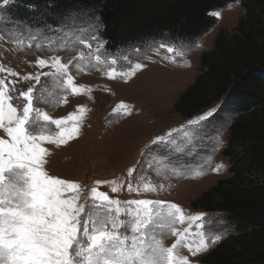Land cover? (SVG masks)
I'll use <instances>...</instances> for the list:
<instances>
[{
    "label": "rangeland",
    "instance_id": "374dc122",
    "mask_svg": "<svg viewBox=\"0 0 264 264\" xmlns=\"http://www.w3.org/2000/svg\"><path fill=\"white\" fill-rule=\"evenodd\" d=\"M17 3L18 0H13L0 8V66L4 69L0 79H15L20 89L34 86V97H39L34 99V107L42 108L53 120L65 121L57 127L41 118L38 124L44 125L46 135L58 140L61 131L78 129L64 144L43 143L48 149L45 171L80 185L78 203L85 204V214L88 212L85 201L91 198L94 187L121 202L132 199L163 201V205L153 208V223L146 230L148 239L155 236L163 240L165 247H170L188 229L174 256L177 264L184 256L188 257L189 264H201L204 255L235 232L233 223L223 213L194 208L192 201L219 179L230 175V161L222 150L229 140L228 123L236 112L230 107V101L222 100L202 110L187 121L188 126L180 128L176 124L180 114L174 109L158 112L159 119L154 127L161 130L145 140L146 129L153 122L148 119L153 113V102L147 103L145 108L138 102L142 98H165L173 84L178 83L174 90L177 93L185 90L200 73L203 49L199 39L222 27L233 32L245 14L242 4L233 2L213 10L211 14L217 17L218 23L200 38L187 41L151 39L139 46L109 52L96 11L77 8L63 16L48 18L34 13L21 18ZM93 36L102 41V47ZM55 57L67 68L57 71L52 67ZM39 59L48 61L49 66L41 68L37 63ZM136 64L142 67L136 69ZM11 72L17 76L13 78ZM42 72L49 75L41 76L39 84L23 81L26 75ZM133 106L134 109L139 106L138 113ZM213 109L219 111L209 120L189 124ZM144 112L146 117H141ZM72 113L76 118L66 120ZM172 123L176 125L168 131L163 130ZM169 133V139L153 143L157 136ZM132 169L135 171L130 177L128 173ZM129 183L139 192H129ZM111 184L125 187L119 193H112ZM146 185L154 190L146 191ZM75 194L64 193L65 196ZM173 203L183 210L186 217L183 223L178 220L179 214L169 215L170 211L175 213L167 207ZM189 216L200 219L189 221ZM173 230H176L175 235L171 234ZM126 234L131 235L130 230ZM217 236L220 239L215 241ZM202 239L207 248L195 256L184 247L190 244L195 248Z\"/></svg>",
    "mask_w": 264,
    "mask_h": 264
},
{
    "label": "trees",
    "instance_id": "16d2710c",
    "mask_svg": "<svg viewBox=\"0 0 264 264\" xmlns=\"http://www.w3.org/2000/svg\"><path fill=\"white\" fill-rule=\"evenodd\" d=\"M240 2L245 14L233 32L220 28L201 69L175 102L190 118L222 100L237 116L222 153L228 177L192 201L221 212L235 232L201 258V264H264V0H18L21 18L63 16L77 8L96 11L106 49L139 46L151 39L194 40L214 28L213 10Z\"/></svg>",
    "mask_w": 264,
    "mask_h": 264
},
{
    "label": "snow or ice",
    "instance_id": "6c2138e0",
    "mask_svg": "<svg viewBox=\"0 0 264 264\" xmlns=\"http://www.w3.org/2000/svg\"><path fill=\"white\" fill-rule=\"evenodd\" d=\"M12 2L0 0V8ZM92 39L103 46L98 37ZM37 63L41 68L49 66L45 59H39ZM51 66L57 71L67 68L66 64L60 63L59 57L53 58ZM141 67L140 64L135 66L136 69ZM48 75V72L26 75L23 81L39 84L41 76ZM11 76L15 78L17 73L11 72ZM68 83H72L71 77ZM33 93L34 86L20 89L15 79H0V264H177L174 251L188 229L170 247H165L163 240L155 236L151 240L147 237L146 230L153 223V208L163 205V201L132 199L121 202L94 187L91 198L85 201L88 205L85 214V204L78 203L80 185L45 171L48 149L42 146L43 143L47 141L59 146L78 129L61 131L58 140L46 135L44 125L38 124L41 118L57 127L65 121L53 120L42 108L34 107V99L39 97H34ZM218 111H208L189 124L205 122ZM75 118L72 113L65 119ZM170 136L171 133L157 136L153 143L163 142ZM134 171L130 170L128 175L131 177ZM124 187L123 184H111L110 191L119 193ZM127 190L139 192L131 183ZM145 190L154 189L146 185ZM73 192L76 194L64 195ZM167 207L175 210V213L169 212L170 216L179 214V222H184L186 217L179 205L173 203ZM187 219L199 220L200 217L189 216ZM129 230L131 235L126 234ZM171 234L175 235L176 230ZM219 239L217 236L215 241ZM184 247L195 256L206 249L207 244L202 239L195 248L190 244H184ZM178 264H189L188 257H180Z\"/></svg>",
    "mask_w": 264,
    "mask_h": 264
},
{
    "label": "crops",
    "instance_id": "0c3cea01",
    "mask_svg": "<svg viewBox=\"0 0 264 264\" xmlns=\"http://www.w3.org/2000/svg\"><path fill=\"white\" fill-rule=\"evenodd\" d=\"M214 31V32H213ZM211 31L209 33V35L207 36H204L202 38L199 39V45L201 46V49L202 52H201V55L204 51H209V50H212L213 47H214V42H215V38H216V35L218 33V31H215V29ZM200 60H201V57H200ZM202 64V62H201ZM197 77V76H196ZM196 80V78L194 79V81ZM194 81L192 83H194ZM176 83V82H175ZM191 83V84H192ZM178 84V83H177ZM177 84H173V86L169 87V92L166 94V97L165 98H161V99H154V100H151V99H147V98H142V100H139L140 102L138 103H142V107H146L147 103L151 104V102H153L151 105L153 106L151 109H152V112L150 117L148 118L150 121L152 120V124L149 126L148 125V128L146 129V133L144 134L145 136L143 137V139L145 140H150V138H152V136H155L156 134H159V131L161 129H157L155 128L154 126H157V122H156V119H159L158 117V112H164V111H169V109L171 110H175V102L178 100V98L180 97V95L191 85H189L185 90H183L181 93H177V91H174L176 88H178ZM212 107V106H211ZM168 108V109H167ZM210 108V107H209ZM139 109V106H137L135 109H134V106H133V110L135 113H138V110ZM208 109V108H206ZM205 109V110H206ZM154 110V111H153ZM176 111V110H175ZM178 113V112H177ZM195 116V115H194ZM193 117H190V118H184L180 115V120H178V122H176V124L178 125L177 127H181V126H188L187 125V121L188 120H191ZM237 114H234L233 116H231V119H230V123H228V134H229V127L230 125L232 124V122L235 120ZM141 117H146V114L144 112V114H142ZM182 117V118H181ZM196 117V116H195ZM149 120H147L149 122ZM155 123V124H154ZM175 123H172L171 125H167V127L163 128V130L165 131H168L170 128H172L174 125H176ZM150 128V129H149ZM157 129V130H156ZM228 141L225 142L224 146H226ZM207 148V147H206ZM205 148V151H208L209 148L206 149ZM224 149V148H223ZM223 151V150H222Z\"/></svg>",
    "mask_w": 264,
    "mask_h": 264
}]
</instances>
